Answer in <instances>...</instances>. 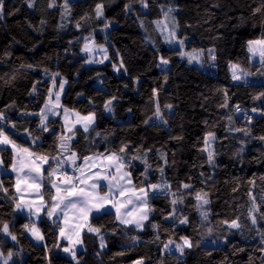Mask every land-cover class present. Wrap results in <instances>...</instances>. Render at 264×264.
Masks as SVG:
<instances>
[{"label": "trees", "instance_id": "trees-1", "mask_svg": "<svg viewBox=\"0 0 264 264\" xmlns=\"http://www.w3.org/2000/svg\"><path fill=\"white\" fill-rule=\"evenodd\" d=\"M4 2L5 18L0 20V110H6L17 124L21 133L18 142H27L22 134L25 128L39 134L38 116L21 114L39 112L43 107L48 89L52 87L45 69L49 74L59 72L57 84L61 78L67 80L62 105L82 115L95 111V129L102 136H107L106 140L95 138V132H92L90 136L95 138V143H89L85 139L89 134L80 129L72 141L73 150L84 156L92 151L103 152L106 148L118 149L122 143L130 145L134 154L136 149H140L141 154L150 149L147 159L152 169L164 167V179L171 185V191L184 195V203L179 208L189 217L191 223L188 226L165 219L171 211V197L167 195H161L152 202L154 212L141 232L124 229L115 221L114 214L90 220L97 226H103L107 247L101 250L99 238L84 232L80 264H134L140 259L144 264H161V261L162 264H177L179 254L162 255V244L169 238L179 241L184 235L194 242L200 241L201 233H205L204 243L188 251L183 264H261L264 254L258 250L262 247L260 236L247 218V212L251 206L250 189L257 202L264 203L260 201L264 193V142L254 139L264 136V116L251 112L253 107L264 106V98L253 99L264 91L260 86L264 84V77L252 76L253 82L235 84L228 70L230 61L249 67L246 41L260 36L261 21L264 20L262 14L253 15V9L260 6V0H148V9L134 3V11L127 13L124 5L128 0H107L104 16L111 22L108 29L103 27L104 20L94 18L93 10L101 0H70L72 10L67 18L61 15L63 0H56V6L52 8L48 7L50 0H36L33 8H28L25 0ZM169 3L178 9L174 13L179 23L177 35L186 37L185 50L214 47L217 55L215 69L188 65L178 55V47L165 43L156 31L152 21L162 18L159 6ZM86 15L92 18L81 20ZM141 19L144 28L140 26ZM78 21L81 23L79 29L76 27ZM89 36L97 44L111 43L118 54L119 64L123 61L121 73L126 86L121 85L120 77L114 75L111 63L87 65L81 49L84 38ZM41 52L50 54L45 66L34 60ZM5 53H10V57ZM161 55L170 57L166 73L157 66ZM28 64L35 66L34 69L21 67ZM113 82L117 84L115 90L111 88ZM34 85L35 92L32 91ZM154 89L158 90L155 97ZM224 90L228 94L227 108L221 107L225 100ZM113 96L116 97L114 114L106 117L103 106ZM157 103L168 124L157 125L154 120L145 124L144 121L153 116ZM168 104L173 106L170 111L165 108ZM236 105L242 108L240 112L235 110ZM245 110L252 117L251 124L247 122ZM50 127L57 134L62 131L59 119H50ZM235 128H248L251 135L235 132ZM53 131L43 133L41 137L42 150L51 154H55L53 150L57 143ZM209 132L222 137L212 144L215 166L209 165L207 153L201 150L204 137ZM10 151L4 153L6 164L10 161ZM161 153L167 165L161 159ZM132 163L133 177L139 182L143 179L140 173L145 165L139 160ZM0 179L8 189L7 195L0 191V221L10 222V227L15 224L13 231L19 239L17 248L23 250L21 257L15 258L16 264H48V259L53 264H69L70 258L63 256L59 249L46 251L44 247L46 244L51 249L54 243L59 242L58 232L51 227L50 221L43 218L44 222L38 223L45 235L39 246L27 233L21 235L22 224L27 223V217L13 213L9 198L15 195L13 176L0 175ZM150 179L159 182V171H152ZM253 180L255 188L249 183ZM183 183L191 187L183 189ZM200 190L207 192L210 200L207 210L212 236L200 228V216L194 208V196ZM261 211L264 212V207ZM237 217L242 224L239 230L227 229L221 223ZM151 223L160 225V241L153 242L156 232L150 227ZM261 226L258 224L256 227ZM131 235H138L139 242L133 243L128 238ZM225 236L228 243L224 242ZM214 238H219L217 244L220 246H205ZM8 247L5 244V253ZM121 252L123 255H117Z\"/></svg>", "mask_w": 264, "mask_h": 264}, {"label": "snow or ice", "instance_id": "snow-or-ice-1", "mask_svg": "<svg viewBox=\"0 0 264 264\" xmlns=\"http://www.w3.org/2000/svg\"><path fill=\"white\" fill-rule=\"evenodd\" d=\"M107 0H101L94 8V18L104 20V29L110 27L111 22L107 21L104 16L105 5ZM28 8L35 6L36 0H25ZM139 3L142 9L149 8L148 0H128L124 5L125 12H132L133 4ZM56 6V0H50L48 7ZM218 6V5H213ZM63 12L62 18H67L71 15L70 0H63L61 5ZM161 19L152 21L155 25L156 31L160 33L165 43L177 46L178 55L182 60H186L188 65H196L200 69H215L217 67L216 49H197L192 48L186 51L185 38H179L177 35L179 23L174 13L178 11L174 4L160 5ZM5 13V2L0 0V20H3ZM264 15V0H260V6L253 9V15ZM92 17L85 16L81 20L91 19ZM139 18V17H138ZM43 24L44 21H41ZM140 26L145 27L144 21L141 19ZM63 27V25H61ZM77 29L81 27L78 21ZM262 32L258 38L249 39L246 41V50L249 54V67L244 68L237 62H229V71L231 80L241 84H247L249 78L252 76L264 77V20L261 21ZM147 31V29H145ZM151 43V38H148ZM155 46V45H154ZM81 51L87 54L86 63H103L109 59L108 50L102 44H97L94 39L89 37L84 38V43ZM207 53V56H205ZM10 57V53H5ZM170 64V57L163 55L159 56L158 67L161 68L162 73H166L168 65ZM34 69L35 66L21 65ZM113 68L119 72L124 69L123 61L119 66L113 65ZM126 71V69H125ZM46 75L51 80L52 87L48 89L47 98L45 99L43 107L39 112H24L21 115L38 116L39 118V134L25 128L23 135L27 142H18V137L21 135L17 124L10 119L6 110H0V175L8 173L14 174V189L15 195L9 197L13 204V213L23 214L27 217V223L22 224L23 233H27L31 240L37 244H41L45 240V235L38 226L37 221L41 224L44 222L43 217L51 222V227L58 232L57 241H66V245L59 242L54 243L51 249L45 244L46 251L52 249H59L67 254L70 258L69 264L75 261V264H80V254L82 251L83 239L82 233L87 231L99 238L100 248L103 250L107 247L105 235L102 232V225L97 226L90 222L101 219L107 215H113L114 219L122 225L124 229L132 228L136 232H141L149 221L150 215L154 212L152 202L158 199L161 195L170 196L171 211L165 216V219L178 222L180 225L188 226L191 222L187 215H184L179 205L184 203V195H177V192L171 191V185L164 179V167L152 169V165L148 162L147 152L150 149L140 153V149H136L135 154L131 151L130 145L122 143L118 149L106 148L103 152L92 151L89 155L81 156L72 148V141L75 140L77 132L82 129L85 139L89 143H95V138L106 140L107 136L95 129L96 112L90 111L86 115H82L75 109L64 107L61 101V94L64 92L67 80L61 78L57 89V77L59 72L48 73L45 69ZM15 79V76L12 77ZM167 76L165 75V82ZM264 87V84L260 85ZM54 89H57L54 91ZM36 91L35 85L32 89ZM154 97L158 95V90H153ZM225 100L221 107H228V94L224 90ZM264 98V91L259 92L253 97L254 100H261ZM116 99L113 96L104 103V111L108 114H114L113 101ZM91 103V101H90ZM11 107H14L12 105ZM172 105H165L169 111ZM62 109V112H61ZM237 112L241 111L239 105L235 106ZM131 111V109H129ZM251 112L258 113L264 116V106L261 108L253 107ZM247 122L251 124L252 117L248 115ZM62 116L63 123L61 125L62 131L57 134L50 127V117ZM228 119L231 121L232 117ZM155 121L157 125H167L168 120L165 119L161 112L160 106L157 103L155 112L152 117L144 121L149 124L150 121ZM54 123V121H52ZM79 126V128L77 127ZM11 129V131H9ZM53 131L56 138V146L53 150L55 154L45 152L42 150V134ZM235 132H243L245 136L251 135V130L248 128H235ZM95 132V138L90 136V133ZM13 133L16 135L14 136ZM179 139V137H177ZM216 139L214 133L209 132L204 137V147L202 151L207 153V162L209 165L215 166V152L212 150L213 141ZM264 142V136L254 137ZM243 145V141L241 142ZM9 153L10 161L6 164L4 153ZM243 151V147L239 150ZM161 159L167 165V160L163 153L160 154ZM139 160L145 165L140 175L143 177L139 182L133 177L131 169L134 167L133 161ZM47 165V167H45ZM152 171H159L160 181L152 182L150 175ZM253 188L256 187L255 181L249 182ZM183 189H189L191 185L183 183ZM0 191L5 195L8 189L4 187V181L0 179ZM45 196L48 198L45 199ZM251 206L248 208L247 218L251 225L255 228L260 236V247L258 250L264 254V212L261 208L264 203H258L256 196L250 189L248 192ZM194 199L196 201L194 208L199 213L200 228L206 229L208 236H212L213 229L209 227V211L207 205L210 200L208 193L200 190L195 193ZM260 201L264 202V193L260 196ZM95 214V215H94ZM226 225L227 229L239 230L242 227L239 217L229 220L221 221ZM261 224V227H256ZM15 224L10 227V222L0 221V264H16V259L22 255V249L17 248L19 239L17 234L13 231ZM150 227L156 232L153 242L160 241L159 228L157 223H151ZM115 235V231L112 233ZM127 235V232H125ZM133 243L140 240L138 235H131L128 237ZM219 238H214L210 241L211 244L216 245ZM205 240V233H201L200 241H193L187 235L180 236L179 241L169 238L167 242L162 244L160 249L161 254L174 255L177 257V264H183V257L187 252L200 247ZM224 242L228 243L227 236L224 237ZM8 244V250L5 253L4 246ZM81 246V247H78ZM210 254V252H209ZM99 256L100 253L98 252ZM123 255V253H117ZM48 259V257H45ZM251 260V258H250ZM48 264H53L51 259H48ZM136 264H144L143 259L137 260ZM162 264V261H161ZM261 264H264L262 260Z\"/></svg>", "mask_w": 264, "mask_h": 264}, {"label": "rangeland", "instance_id": "rangeland-1", "mask_svg": "<svg viewBox=\"0 0 264 264\" xmlns=\"http://www.w3.org/2000/svg\"><path fill=\"white\" fill-rule=\"evenodd\" d=\"M8 29H9V32L11 33V34H13L14 35V33H13V31H12V29L10 28V26H8ZM104 47L105 48H107V50H108V56H109V59H107V60H105L103 63H111L112 65H117V66H119V57H118V54L115 52V50H114V48H113V46L111 45V43H106L105 45H104ZM84 55H85V57L87 58V54H85V53H83ZM248 54V53H247ZM49 56H50V54L48 53V52H41V53H39L38 55H36L35 57H34V60H35V62L37 63V64H39V65H42V66H45V65H47V63H48V60H49ZM248 56H249V54H248ZM102 63H91V64H89V63H87V65H89V66H97V65H101ZM160 68V67H159ZM114 69V68H113ZM161 69V68H160ZM168 69H169V66H168ZM228 70H229V67H228ZM229 73H230V71H229ZM114 75L115 76H119L120 77V84L121 85H123V86H126V80L122 77V73H121V70L119 71V72H117L115 69H114ZM230 76H231V74H230ZM253 79L250 77L249 78V82H253L252 81ZM233 83H235V84H241V83H239V82H234V81H232ZM58 85H59V83L57 84V89H58ZM116 87H117V84L116 83H112L111 84V88L113 89V90H115L116 89ZM66 88H67V84L65 85V88H64V92L61 94V101H60V103L62 104V98H63V95H64V93H65V91H66ZM57 89H54V91L55 90H57ZM61 112H62V109H61ZM104 115L106 116V117H109L111 114H108V113H106L105 111H104ZM50 119H59V121H60V123H61V125H62V123H63V120H62V116H57V117H50ZM78 128H79V126H77ZM82 130V129H81ZM216 137V139L213 141V143L214 142H216V141H219V140H221L222 139V137L220 136V135H217V136H215ZM45 167H47V165H45ZM8 174H11L12 176H13V180H14V174L13 173H8ZM14 182H15V180H14ZM45 199H46V197H45ZM114 214V213H113ZM95 215V214H94ZM25 216V215H24ZM151 216V215H150ZM26 217V216H25ZM43 218H45L46 220H47V217L46 216H44ZM48 221V220H47ZM39 223V221H37V224ZM147 223V222H146ZM122 226V225H121ZM85 232H87V231H85ZM84 233V232H83ZM82 233V234H83ZM29 236V235H28ZM30 237V236H29ZM31 238V237H30ZM33 241V240H32ZM33 243L35 244V245H41V244H37L35 241H33ZM59 243H64L65 245L67 244V242L66 241H63V240H60L59 241ZM206 245H208V246H210V247H218V246H220V244H216V245H213V244H211V243H207V244H205V246ZM78 247H81V246H78ZM82 249H83V246H82ZM61 254L63 255V256H66V257H68L67 256V254H65V253H63L62 251H61ZM176 254H178V253H176ZM134 264H136V262L134 263Z\"/></svg>", "mask_w": 264, "mask_h": 264}, {"label": "crops", "instance_id": "crops-1", "mask_svg": "<svg viewBox=\"0 0 264 264\" xmlns=\"http://www.w3.org/2000/svg\"><path fill=\"white\" fill-rule=\"evenodd\" d=\"M17 23H21V21H17ZM8 26H10L9 24H7ZM8 31H9V29H8ZM11 34V33H10ZM12 35V34H11ZM13 36V35H12Z\"/></svg>", "mask_w": 264, "mask_h": 264}, {"label": "built area", "instance_id": "built-area-1", "mask_svg": "<svg viewBox=\"0 0 264 264\" xmlns=\"http://www.w3.org/2000/svg\"><path fill=\"white\" fill-rule=\"evenodd\" d=\"M241 108V107H240ZM242 109V108H241Z\"/></svg>", "mask_w": 264, "mask_h": 264}]
</instances>
